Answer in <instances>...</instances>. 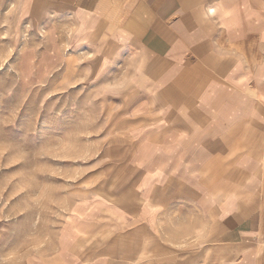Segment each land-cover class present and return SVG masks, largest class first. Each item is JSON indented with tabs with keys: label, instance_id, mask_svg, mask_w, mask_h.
<instances>
[{
	"label": "crops",
	"instance_id": "1",
	"mask_svg": "<svg viewBox=\"0 0 264 264\" xmlns=\"http://www.w3.org/2000/svg\"><path fill=\"white\" fill-rule=\"evenodd\" d=\"M25 2L58 30L49 70H74L115 123L100 185L42 247L0 220V264H264V0L0 11Z\"/></svg>",
	"mask_w": 264,
	"mask_h": 264
},
{
	"label": "rangeland",
	"instance_id": "2",
	"mask_svg": "<svg viewBox=\"0 0 264 264\" xmlns=\"http://www.w3.org/2000/svg\"><path fill=\"white\" fill-rule=\"evenodd\" d=\"M41 14L29 2L17 16L0 11V220L17 223L35 250L77 196L100 185L103 141L115 123L74 70H49L58 30L50 39Z\"/></svg>",
	"mask_w": 264,
	"mask_h": 264
}]
</instances>
